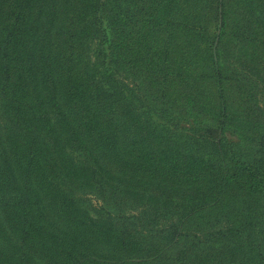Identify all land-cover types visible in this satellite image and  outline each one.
Returning a JSON list of instances; mask_svg holds the SVG:
<instances>
[{"label":"trees","instance_id":"trees-1","mask_svg":"<svg viewBox=\"0 0 264 264\" xmlns=\"http://www.w3.org/2000/svg\"><path fill=\"white\" fill-rule=\"evenodd\" d=\"M0 264H264V0H0Z\"/></svg>","mask_w":264,"mask_h":264},{"label":"rangeland","instance_id":"rangeland-1","mask_svg":"<svg viewBox=\"0 0 264 264\" xmlns=\"http://www.w3.org/2000/svg\"><path fill=\"white\" fill-rule=\"evenodd\" d=\"M58 22L56 26V32L59 33H66L69 32L71 29L69 27H65V23ZM104 18H103V12L97 11L95 13H92L86 17L83 21L79 23L78 32L75 36L74 42H72V50L69 52L74 51V55L72 56L75 60V62H80L83 64V62L87 61L90 56L91 60L92 57L96 54L98 47L101 44L102 36L104 34ZM79 33V35H78ZM68 53V54H69ZM85 60V61H81ZM71 155L76 159L79 160V158L83 159L84 157L76 150L71 151ZM121 189L120 193L123 194V187H120ZM74 195L76 197L78 205L86 209L90 214L92 215H101L102 208L101 206H104L105 200H103L98 193H93L89 191H79L74 189ZM132 193L127 192L128 199L135 200V197L131 195ZM127 204H130L129 206H134L133 201H127ZM108 206V209L111 208V206ZM105 208L107 209L106 205ZM130 211L131 209H127Z\"/></svg>","mask_w":264,"mask_h":264}]
</instances>
